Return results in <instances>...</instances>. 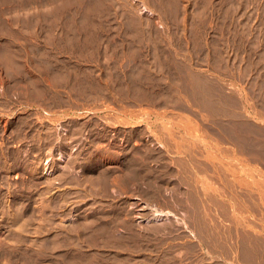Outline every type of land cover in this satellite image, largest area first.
<instances>
[{
  "label": "rangeland",
  "instance_id": "obj_1",
  "mask_svg": "<svg viewBox=\"0 0 264 264\" xmlns=\"http://www.w3.org/2000/svg\"><path fill=\"white\" fill-rule=\"evenodd\" d=\"M0 264H264V0H0Z\"/></svg>",
  "mask_w": 264,
  "mask_h": 264
},
{
  "label": "bare ground",
  "instance_id": "obj_2",
  "mask_svg": "<svg viewBox=\"0 0 264 264\" xmlns=\"http://www.w3.org/2000/svg\"><path fill=\"white\" fill-rule=\"evenodd\" d=\"M162 213L156 212L155 215H161Z\"/></svg>",
  "mask_w": 264,
  "mask_h": 264
}]
</instances>
